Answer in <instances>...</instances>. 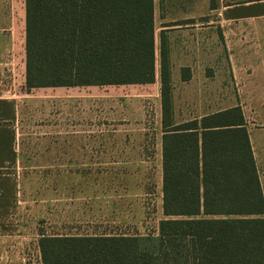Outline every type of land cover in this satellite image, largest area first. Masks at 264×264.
Returning <instances> with one entry per match:
<instances>
[{"label": "trees", "instance_id": "16d2710c", "mask_svg": "<svg viewBox=\"0 0 264 264\" xmlns=\"http://www.w3.org/2000/svg\"><path fill=\"white\" fill-rule=\"evenodd\" d=\"M25 50L29 91L154 84L155 2L26 0ZM171 69L163 38L165 219L157 233L43 235V264H264V192L243 110L177 123Z\"/></svg>", "mask_w": 264, "mask_h": 264}, {"label": "crops", "instance_id": "0c3cea01", "mask_svg": "<svg viewBox=\"0 0 264 264\" xmlns=\"http://www.w3.org/2000/svg\"><path fill=\"white\" fill-rule=\"evenodd\" d=\"M0 0V18L26 17V0ZM157 78L159 87L157 108L161 114L158 155L163 161L161 63L163 38L170 53L173 81V103L177 123L201 119L205 116L241 107L261 184L264 192V0H154ZM215 13L218 14L215 26ZM4 32V31H0ZM221 35V38L219 37ZM215 44L230 52L234 77L214 79L208 68L214 63ZM160 58V59H159ZM183 69L191 70V78L183 80ZM154 83V84H155ZM146 85H107L52 88L49 105L51 126H47V140L56 146L55 160L69 162L111 159L112 161L143 160V150L134 157L135 141L145 139L144 123L135 122L134 108L139 110L149 94L127 92L122 88ZM33 90V89H32ZM185 93V94H184ZM189 98L186 113L179 103ZM60 103V105H58ZM56 104V105H55ZM21 106L14 98L0 97V240L18 231L19 181L14 172L19 160ZM184 114V116L182 114ZM141 107V116H145ZM180 117H184L180 120ZM135 127L142 132L135 134ZM50 142V141H49ZM50 144V143H49ZM140 142H138V145ZM143 144V143H142ZM144 145V144H143ZM141 145V146H143ZM57 147L64 153H56ZM97 209L99 219L76 226L77 233L51 235L66 237L131 236L121 231L142 224L145 208L134 200L128 188H117L107 194L101 192ZM92 197L94 194L92 188ZM143 193V191H141ZM137 211L134 215L133 211ZM96 210L94 209L93 212ZM90 212V211H89ZM136 216V217H135ZM103 218L113 233L103 228ZM104 226V227H103ZM50 236V235H47Z\"/></svg>", "mask_w": 264, "mask_h": 264}, {"label": "rangeland", "instance_id": "374dc122", "mask_svg": "<svg viewBox=\"0 0 264 264\" xmlns=\"http://www.w3.org/2000/svg\"><path fill=\"white\" fill-rule=\"evenodd\" d=\"M24 1L21 0L20 5ZM216 3L217 0H213L215 8ZM214 18L215 26H219L218 14L215 13ZM0 31H4L0 32V97H16L22 112L19 122V160L14 170L19 181V228L15 235L0 240V264H43L40 247L43 235H73L78 232L76 226H84L87 221L93 223L99 219L93 214L103 204L99 189L107 194L117 191L118 187L128 188L134 200L144 206L146 215L142 224L121 231L129 234L142 232L145 235L157 233L160 221L165 219L163 161L157 150L161 132V114L157 108L158 85L122 88L127 92L150 95L149 98L145 96L142 103L146 112L144 117L141 116L142 106L139 110L136 106L134 108L135 122L144 123L147 131H144L143 141H135L133 153L134 157H138L136 153L143 150L146 158L130 161L106 158L79 162L55 160L53 153L56 146L47 140L46 130L47 126H51L49 105L55 90L37 88L29 91L26 87V17L0 18ZM215 47L214 63L208 68V75L214 79L234 77L230 52L220 45L217 47L215 44ZM179 103L185 109L184 113L189 111L188 97L180 98ZM184 117H180V120ZM135 129V134L142 133L137 127ZM56 153L64 152L57 147ZM92 188L97 193L94 199ZM133 214L136 215L137 211H133ZM100 220L102 225L108 226L103 229L110 233L115 231L109 228L110 224H114L103 218Z\"/></svg>", "mask_w": 264, "mask_h": 264}]
</instances>
